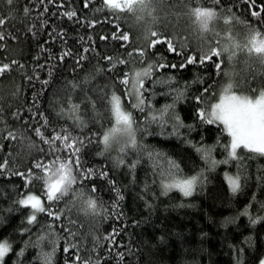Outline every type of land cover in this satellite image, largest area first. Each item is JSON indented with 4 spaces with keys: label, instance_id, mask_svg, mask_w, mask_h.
Wrapping results in <instances>:
<instances>
[{
    "label": "trees",
    "instance_id": "obj_1",
    "mask_svg": "<svg viewBox=\"0 0 264 264\" xmlns=\"http://www.w3.org/2000/svg\"><path fill=\"white\" fill-rule=\"evenodd\" d=\"M146 3L150 9L123 11L116 18L103 8V0H91L87 8L85 0H16L14 6L0 0V16L7 18L10 7L15 16L5 25L0 60L15 59L23 65L0 75V137L9 131L18 137L0 139V164L9 162L0 174V243L10 245L2 264H45L46 254H51V264H71L77 253L91 264L97 260L99 264H259L264 258V219H259L264 217V156L241 148L237 152L243 157L242 167L235 160L220 163L228 158L230 137L219 122L203 123L198 116L200 110L211 112L221 90L230 84L229 91L244 95H253L249 84L252 88L264 84V63L247 50L252 28L264 34V24H256L251 16L259 9H249L241 0H221L215 8L212 0ZM258 3L264 7V0ZM25 7L30 9L28 16ZM194 7L217 13L208 32L202 34L194 23ZM70 10L76 12L71 20L63 15ZM117 25L129 34L128 42L112 38ZM149 29L172 40L181 54L169 52L167 44L149 48L144 39ZM210 47L228 51L203 65L180 67L187 56H199ZM85 48L90 51L85 53ZM64 51L72 55L61 61ZM81 55L86 59L77 65ZM161 63L168 66L161 68ZM149 65L151 74L140 76L146 100L145 111L140 112L133 107L137 100L129 95L130 81ZM122 79L129 84H122ZM44 80L49 83L43 85ZM113 94L134 119L136 144L122 155L103 150L102 136L113 120ZM73 105L80 106L79 112ZM161 110H168L163 127L150 119ZM38 111L50 121L46 138L53 128L64 127L93 141L83 150L81 162L97 175L77 180L73 191L57 202L47 200L43 181L33 180L26 187L25 178L15 174H27L31 168L43 175L32 168L36 161L51 165L57 155L67 158L63 149L54 153L35 135V127L43 123ZM177 117L183 127L173 134ZM133 162H137L134 170ZM101 172L108 174L106 179L100 178ZM226 174L240 176L236 193ZM193 177L197 183L191 196L176 187L164 191L165 185ZM93 186L96 192L91 191ZM114 186L123 200L117 201ZM28 194L39 197L60 219L46 211L37 213V221L29 225L32 209L17 203ZM88 199L96 202L95 211L88 208Z\"/></svg>",
    "mask_w": 264,
    "mask_h": 264
},
{
    "label": "snow or ice",
    "instance_id": "obj_2",
    "mask_svg": "<svg viewBox=\"0 0 264 264\" xmlns=\"http://www.w3.org/2000/svg\"><path fill=\"white\" fill-rule=\"evenodd\" d=\"M7 5L14 6L16 4V0H4ZM49 3L52 0H48ZM221 0H212V7L215 8ZM241 2L249 9H259L251 11V16L254 18L256 24H264V7H262L258 0H241ZM39 3H44V0H39ZM91 0H85V8L89 6ZM150 4L145 3V0H103V8L110 10L116 18H119V13L123 11L133 12L137 8L141 10L150 9ZM24 15L28 16L30 9L25 7L23 9ZM47 11V8L44 9ZM231 11L230 9L228 10ZM149 14H151L149 12ZM191 14L196 18V21L199 25V31L203 34L209 31V22L216 18L217 13L212 10V8L206 7H194L192 9ZM66 15L69 20H71L74 16H76V12L73 10L66 11L63 13ZM15 16L13 15V7L9 8V14L7 18L4 16H0V42L6 41L5 34V25L14 20ZM230 19L234 20L235 17H230ZM225 24L229 23V19L224 20ZM91 26V24L89 25ZM31 31V29H29ZM113 39L120 40L123 42H128L130 40L129 34L127 32H123L119 30V25H117V32L113 33ZM104 39V37H101ZM144 39L148 41V47L153 48L157 44H167L169 52H175L177 55H180L181 52L177 51L174 43L170 39H161L160 34L156 31H152L149 29L144 36ZM250 46L247 47L249 53L256 54L257 58L261 63H264V34L258 31L255 28H252L250 31V38L248 41ZM4 48V44L0 43V49ZM43 51V49H42ZM90 49L85 48L84 52H89ZM228 51L227 48H223L220 51L215 47H210L209 50L199 56H187L186 60L180 64V67L183 68L186 64H196L199 63L201 65L206 62L212 61L213 57H220L222 52ZM72 55L70 51H64L61 53L59 59L61 61L64 60L65 57ZM131 55V53H129ZM140 55H146L145 50H140ZM86 59L85 56L81 55L78 57L76 63L80 65ZM109 62L113 60L112 57H105ZM163 59V57H161ZM120 64H124L125 60L119 59L117 61ZM17 66L19 68H23V65H19L18 61L15 59L11 60L10 63H4L0 60V75L8 73L13 70L12 66ZM166 64H159V67H167ZM215 68L217 70H221V64L215 63ZM39 67L43 68V65ZM171 67L175 68L176 65L173 64ZM152 65H149L148 69H145L143 73H136L135 83L133 85L132 92L136 97L137 103L133 105V107L137 108L140 112L145 111L146 100L142 96V90L144 88V82L140 79V76H149L151 74L150 69ZM52 75L51 68L49 69V76ZM32 79V77H29ZM38 79V77H37ZM124 85L129 84L128 79H122L120 81ZM43 85H47L49 83L48 80L41 81ZM245 83H248L245 80ZM136 85H139L138 87ZM75 87V86H73ZM233 87V85H229L228 88L225 89V93H228L229 90ZM239 87V83L237 84ZM249 89L253 95H235V94H227L222 95L220 97V102L212 105L211 112H206L205 110H200L198 112V116L200 117L203 123L214 124L219 122L224 127V130L227 132V135L230 137V144L226 147V151H228V158L220 163H229L231 160L237 161L238 168L242 167L243 157L238 154L237 149H244L248 153L264 156V84H258L257 87L252 88L249 84ZM207 91V89H205ZM258 93V95L256 94ZM183 93H179L177 99L181 98ZM85 99L88 100L90 98L85 95ZM198 102H201V97H196ZM171 106H169L170 109ZM73 108L79 112L80 106L73 105ZM111 111L115 116V121L117 125H122L123 127L119 129L120 131L126 132L129 136V139L133 145L136 144L135 134L133 132V124L134 119L131 113L122 110L120 98L115 94L111 97ZM151 112V109L149 108ZM167 113L168 110H161L159 114H153L151 116V122L159 123L161 127L167 122ZM62 114V113H61ZM39 120L43 121L38 127H35V135L40 138L43 143L48 144L50 150L54 153L60 152L63 149L64 152H67L66 160L62 158L60 155L55 157V160L52 161L51 165L45 164L43 161H36L32 168L39 169L43 175H36L33 173L30 168L28 173L25 174L23 172H17L16 175H20L25 178V186L33 180L43 181L45 189H46V197L50 202L60 201L62 198L66 197L70 192L73 191L72 185L77 182V180L86 181L90 179L93 175H97L92 169H85L84 165L81 162V157L83 155V150L87 145H90L93 141L88 137H78L74 136L69 129L61 127L59 131H56L53 128L52 132L48 134L46 138L45 133H47L50 121L45 116L43 112H39ZM17 119H19L18 113H13ZM76 121L80 122L79 117H76ZM82 123V122H81ZM183 127V125L179 122V118L177 117V123L173 125V134H178V129ZM191 128V126H188ZM118 129L113 128L110 133H106L103 136L102 143L107 148L110 144L111 139L113 138V134L117 132ZM95 135V134H93ZM18 137L13 132L9 131L6 137H0V139H9L16 140ZM28 147H32L31 144ZM198 151H203L202 149H197ZM254 158V157H249ZM8 160L5 159L3 164H0V174H3L4 171L7 170ZM120 164L124 163V160L121 159L119 161ZM137 162H133L131 164V169L134 170L136 168ZM101 179H106L108 174L106 172H101L98 174ZM230 190L233 193H236L240 190V176L237 175L235 177L226 174L225 176ZM109 183H112L109 181ZM197 178L193 177L192 179L185 180L182 183L175 185H165V188L177 187L182 192L184 196H191L193 194V190L196 186ZM113 190L116 193L117 201L123 200V196L120 194L118 188L113 187ZM92 192H96L97 189L95 186L91 189ZM82 196L83 193L81 192ZM17 203L24 207H29L32 209L31 214L27 218V223L29 225L33 224L37 221V213H44L48 211V215L52 216L54 219L59 220L60 215L49 211L44 205L41 204L40 199L27 195L17 201ZM88 208L95 211L96 202L92 199L87 200ZM118 203L113 204V208H116ZM259 219H264V217H260ZM253 224L257 223L258 220H252ZM42 239V237H41ZM70 247H76L75 245H70ZM55 250V249H54ZM69 247H66L64 251L69 252ZM10 251V245L7 242L0 243V264H2L3 257ZM23 254V250L20 255ZM122 258V256H121ZM91 264L90 260H85L79 253L76 254L75 259L71 262V264ZM45 264H51V254L45 255ZM68 264V262H66ZM96 264H99L97 260ZM260 264H264V260L260 262Z\"/></svg>",
    "mask_w": 264,
    "mask_h": 264
},
{
    "label": "rangeland",
    "instance_id": "obj_3",
    "mask_svg": "<svg viewBox=\"0 0 264 264\" xmlns=\"http://www.w3.org/2000/svg\"><path fill=\"white\" fill-rule=\"evenodd\" d=\"M146 1H147V0H145V3H146ZM194 23L197 24V21L195 20ZM198 26H199V25H197V27H198ZM135 79H136V75H135L134 77H132V79H131V81H130V89H129V95H130L131 99L133 98V100H136V97H135V95H134L133 92H132L133 85H134V83H135ZM136 86L138 87L139 85H136ZM226 88H228V87H225L224 89L221 90V92H220V94H219V96H218V98H217V100H216V102H215L214 104L220 102V97H221L222 95H227V94L244 95L243 93H236V92H232V91H229L228 93H225V89H226ZM257 95H258V94H257ZM120 103H121V102H120ZM110 106H111V103H110ZM121 107H122V104H121ZM110 108H111V107H110ZM211 109H212V108H211ZM122 110H124L123 107H122ZM124 111H125V110H124ZM111 116H112L113 120H111L110 126L105 130L104 135H105L106 133H110L111 130H112L113 128L118 129V131L115 132V133L113 134V138L111 139L110 144H109V146H108L107 148H106L105 145L103 144V150H104L105 152L108 151V152L116 153V154H120V155L125 154V153H128V152H130L129 150L133 148L132 143H131V141H130V139H129V136H128V134H127L126 132H123V131H120V130H119V129H121L123 126H122V125H117V124H116L115 116H114V114H113L112 111H111ZM105 128H106V127H105ZM104 135H103V136H104ZM103 136H102V139H103ZM183 181H185V180L178 181V182H177V181H176V182H172V183H170V185L179 184V183H182ZM164 187H165V186H164ZM161 188H162V187H161ZM176 188H177V187H176ZM169 189H171V188H169ZM164 191L167 192V189L165 188ZM162 192H163V191H162ZM28 195L35 196V195H33V194H28ZM26 196H27V195H26ZM24 197H25V196H24ZM35 197H37V196H35ZM22 198H23V197H22ZM37 198H39V197H37ZM39 199H40V198H39ZM40 202H41V204L43 205V202H42L41 199H40ZM262 260H264V258H262V259L260 260V262H261ZM260 262H259V264H260Z\"/></svg>",
    "mask_w": 264,
    "mask_h": 264
}]
</instances>
